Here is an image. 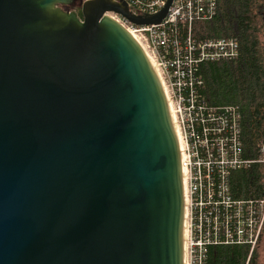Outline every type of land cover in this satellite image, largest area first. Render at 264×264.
<instances>
[{
  "label": "water",
  "instance_id": "95a60500",
  "mask_svg": "<svg viewBox=\"0 0 264 264\" xmlns=\"http://www.w3.org/2000/svg\"><path fill=\"white\" fill-rule=\"evenodd\" d=\"M0 0V264H184L162 82L124 1Z\"/></svg>",
  "mask_w": 264,
  "mask_h": 264
},
{
  "label": "built area",
  "instance_id": "2783aa9c",
  "mask_svg": "<svg viewBox=\"0 0 264 264\" xmlns=\"http://www.w3.org/2000/svg\"><path fill=\"white\" fill-rule=\"evenodd\" d=\"M118 1L132 16L145 18L158 15L169 0ZM216 9V0H173L163 21L151 25L106 13L143 47L168 99L187 195L184 264H206L217 245L246 246L251 257L264 229V197L240 199L231 193V173L255 162L243 155L238 110L211 106L200 93L199 66L236 59L239 53L233 38H194L195 23L211 18ZM257 161L264 163V143Z\"/></svg>",
  "mask_w": 264,
  "mask_h": 264
},
{
  "label": "trees",
  "instance_id": "16d2710c",
  "mask_svg": "<svg viewBox=\"0 0 264 264\" xmlns=\"http://www.w3.org/2000/svg\"><path fill=\"white\" fill-rule=\"evenodd\" d=\"M216 4L214 16L195 23L194 38H233L239 53L236 59L199 66L200 93L211 106L238 110L243 155L255 162L231 173V193L234 198H261L264 163L257 160L264 143V0H216ZM249 255L246 246L217 245L210 248L206 264H264V229Z\"/></svg>",
  "mask_w": 264,
  "mask_h": 264
},
{
  "label": "flooded vegetation",
  "instance_id": "af4514ba",
  "mask_svg": "<svg viewBox=\"0 0 264 264\" xmlns=\"http://www.w3.org/2000/svg\"><path fill=\"white\" fill-rule=\"evenodd\" d=\"M94 0H74L71 3L61 5V8L66 12H75L78 14L80 19L84 20V8L85 5Z\"/></svg>",
  "mask_w": 264,
  "mask_h": 264
},
{
  "label": "bare ground",
  "instance_id": "6f19581e",
  "mask_svg": "<svg viewBox=\"0 0 264 264\" xmlns=\"http://www.w3.org/2000/svg\"><path fill=\"white\" fill-rule=\"evenodd\" d=\"M186 205H187V195L185 193V210H186Z\"/></svg>",
  "mask_w": 264,
  "mask_h": 264
}]
</instances>
